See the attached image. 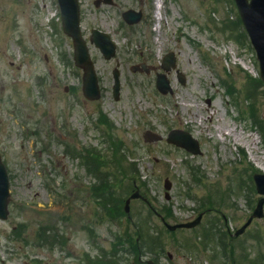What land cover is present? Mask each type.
<instances>
[{
    "label": "rangeland",
    "instance_id": "1",
    "mask_svg": "<svg viewBox=\"0 0 264 264\" xmlns=\"http://www.w3.org/2000/svg\"><path fill=\"white\" fill-rule=\"evenodd\" d=\"M78 2L99 100L82 93L56 1L0 0V154L10 192L0 264H264V207L233 236L261 197L253 175L264 174V84L234 1L162 0L159 22L155 0ZM129 10L141 12L139 23L124 22ZM92 29L115 43L112 59L89 42ZM170 53L176 65L165 72ZM141 64L148 73L132 70ZM163 73L165 95L155 89ZM172 129L188 132L201 154L169 145ZM146 131L162 141H144ZM114 159L122 166H107ZM136 190L167 224L203 218L169 231L140 198L125 212Z\"/></svg>",
    "mask_w": 264,
    "mask_h": 264
},
{
    "label": "water",
    "instance_id": "2",
    "mask_svg": "<svg viewBox=\"0 0 264 264\" xmlns=\"http://www.w3.org/2000/svg\"><path fill=\"white\" fill-rule=\"evenodd\" d=\"M60 7V17L63 33L72 40L73 44V60L77 67L83 69L82 77V91L84 96L89 100L98 99L100 91L98 87V81L93 69V64L88 54V49L80 31V12L78 6V0H57ZM104 3H108L104 0ZM236 7L238 9L240 19L243 23L245 30L247 31L251 44L256 52L257 60L259 62L260 78L264 83V0H235ZM141 15H133V12L124 14V19L130 24L139 21ZM90 42L93 43L105 59H110L115 55V45L110 40L107 34L101 33L97 30L91 31ZM175 67V60L170 55L169 58H165L163 69L169 71L170 68ZM183 83L182 76L179 77ZM114 95L117 98L119 94L120 82L118 79L117 70L114 71ZM156 88L162 94H166L171 91L169 82L165 79V76L158 75L156 80ZM145 141L161 140V137L151 132L144 134ZM167 142L174 144L177 147H182L192 154H200L198 142L191 138V136L179 130H173L168 134ZM253 180L256 185L257 192L263 197L258 201L256 209L249 217L247 222L239 229L235 235L243 233L246 227L251 223L254 218H261L263 216L264 206V174H254ZM138 192L131 195L130 199L138 198ZM126 201V211L128 210V203ZM8 204H9V182L8 175L5 166L0 156V219L5 220L8 216ZM201 215L193 222L186 224H178L170 226L165 224L167 229L175 230L176 228H190L200 223ZM146 264H155L152 261H147Z\"/></svg>",
    "mask_w": 264,
    "mask_h": 264
},
{
    "label": "trees",
    "instance_id": "3",
    "mask_svg": "<svg viewBox=\"0 0 264 264\" xmlns=\"http://www.w3.org/2000/svg\"><path fill=\"white\" fill-rule=\"evenodd\" d=\"M99 119H100L101 122H104V123H105V124H104V123H103V124H104L106 127L108 126V127L111 128V124H110V122L108 121V118H107V116H106L104 113L99 112ZM102 119H104V120H102ZM108 127H107V128H108ZM107 130H110V131H111V129H109V128H108ZM109 137L111 138L110 141L113 142V143H111V145L115 146V149H118V150L121 152V154L126 152L123 143H121L119 146L116 145L117 142H119L120 140H117L116 138H114V136H113V134H112L111 132H109ZM92 150H93V151H97V150H95V149H92ZM122 156H123V158H124V160H125V159H126V156H124V155H122ZM115 162L118 163V166H115ZM107 166H109L110 168H111V167H120V166H122V164L120 163L119 160H115V159H114L113 161H111L110 165H107ZM150 224H151V223H150ZM20 227H22V226H20ZM149 228H150V227H149ZM137 231H138L139 234L141 233V230H140L139 228H137ZM151 231H152V230H150L149 233H151ZM44 234H45V228L42 227V228L40 229V231H39V235H44ZM42 237H43V236H42ZM146 250H147V248L144 247L143 244H141V245H140V248H139V258L142 257L141 255L144 254ZM137 258H138V257H137ZM138 261L140 262V260L138 259V260H136L135 263L138 264Z\"/></svg>",
    "mask_w": 264,
    "mask_h": 264
},
{
    "label": "bare ground",
    "instance_id": "4",
    "mask_svg": "<svg viewBox=\"0 0 264 264\" xmlns=\"http://www.w3.org/2000/svg\"><path fill=\"white\" fill-rule=\"evenodd\" d=\"M161 5H162V0H155V9H156V11H155V17H156V20H157V22H159L160 21V10H161ZM223 130V128H218V132L220 133L221 131ZM253 145H254V142L252 143V145H251V148L252 149H254L253 148ZM246 147H249V145H245ZM251 148H249V149H251Z\"/></svg>",
    "mask_w": 264,
    "mask_h": 264
}]
</instances>
